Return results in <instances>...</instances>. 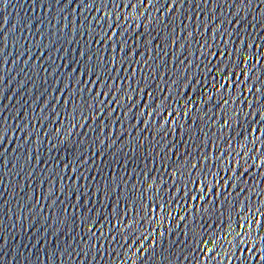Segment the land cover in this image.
Instances as JSON below:
<instances>
[{"label": "water", "instance_id": "1", "mask_svg": "<svg viewBox=\"0 0 264 264\" xmlns=\"http://www.w3.org/2000/svg\"><path fill=\"white\" fill-rule=\"evenodd\" d=\"M0 264H264V0H0Z\"/></svg>", "mask_w": 264, "mask_h": 264}]
</instances>
